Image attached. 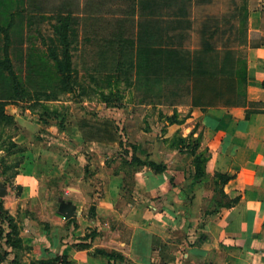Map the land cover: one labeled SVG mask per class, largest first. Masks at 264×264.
<instances>
[{
  "label": "crops",
  "instance_id": "obj_1",
  "mask_svg": "<svg viewBox=\"0 0 264 264\" xmlns=\"http://www.w3.org/2000/svg\"><path fill=\"white\" fill-rule=\"evenodd\" d=\"M229 1L0 0V142L21 149L0 201L20 264H264V0ZM61 25L91 47L88 79L129 81L96 123L43 99ZM7 56L38 65L41 99L12 102Z\"/></svg>",
  "mask_w": 264,
  "mask_h": 264
},
{
  "label": "rangeland",
  "instance_id": "obj_2",
  "mask_svg": "<svg viewBox=\"0 0 264 264\" xmlns=\"http://www.w3.org/2000/svg\"><path fill=\"white\" fill-rule=\"evenodd\" d=\"M240 0H236L237 3H239ZM222 7L223 8H231L232 5L229 0H222ZM108 22L111 23L112 17H103ZM226 18V24L230 27L231 25H235L233 22L234 20H242L243 17H223V19ZM64 17L55 16L53 19L50 20V23H56L58 24V21L63 24ZM237 20V21H238ZM225 23V22H224ZM61 27H63L61 25ZM50 31H46L45 35L51 34ZM60 37L57 36L55 33L54 38H56L57 42H53L52 39L48 42V48L47 44L46 48L47 51L52 53L56 56H60V59H62V69L63 71L57 72L56 69L57 66L55 65L54 69L48 70L49 75L52 74V71H54V76L59 77L54 79H49L48 85L50 88L54 87L58 92V94H55V98L50 97V100H54L52 104V107L56 108L58 112H56V119L59 120L61 116L63 118H66V120H72V119H78L79 117H87V119L90 120V123H96L97 118H100V113H98V106L106 107L109 104L112 105H118L121 97L119 96L120 92L124 88V85H127L129 83L128 80L124 79H112L108 78L102 81L95 80L92 81L89 78V74L86 72V69L88 72H91L90 67L93 61V58L91 56V47L84 46V43H79L78 38L76 35L69 34L67 32H64V29L59 33ZM18 35H20L18 33ZM32 37L35 36L34 41H38L36 38L35 33H31ZM78 35V34H77ZM31 37V36H30ZM75 38V40H74ZM18 40V39H17ZM16 40V42H17ZM18 44V43H17ZM56 44L60 45V48L56 46ZM68 44V53L67 60L64 58V51L63 47L64 45ZM33 44H29V47ZM43 48V50H44ZM35 49V48H33ZM24 51V48L22 49ZM14 61L22 59L20 56L19 49L14 48ZM73 57V63L71 62L70 58ZM92 60V61H91ZM127 65H124V70H127ZM51 67V66H46ZM92 67V66H91ZM13 73L16 76L17 80L14 79L8 80V73L7 75V84L10 83V86L13 90V96H12V102L15 105H18V107H27L31 101L38 100V96L35 94H31V91L35 93V88H37L38 80L35 78L36 71L38 70V65H25L19 62L14 63L12 67ZM0 73V96H2L4 91V79L2 78L3 75ZM78 74V76H77ZM125 76L127 74V71L124 72ZM124 74L122 77H124ZM29 78V79H28ZM59 79V80H57ZM54 85V86H53ZM104 93V95H102ZM106 94V95H105ZM52 96V95H51ZM124 99V98H123ZM109 103V104H108ZM108 104V105H107ZM27 105V106H26ZM106 105V106H105ZM101 112L108 113V110L104 108V110H100ZM99 111V112H100ZM105 113V114H106ZM38 115V113H36ZM99 115V116H98ZM102 117V116H101ZM55 120V119H54ZM53 120V121H54ZM64 120V119H63ZM56 121V120H55ZM7 135L12 132V134L16 133V127L9 123L7 121ZM62 127V126H61ZM3 133V132H2ZM3 135V134H2ZM8 140V139H6ZM6 150V156H2L0 154V171L6 174H11L14 171V168L17 167L21 160V149L16 145H11L8 143V141H4L3 139L0 142V150ZM194 151H195V145H190L188 149V153H190L193 157L192 162L194 163L193 166L197 168V171H201V166L203 164V161L200 159H197L194 157ZM2 179L0 180V182ZM3 187V185L1 186ZM1 205V204H0ZM3 210V209H2ZM3 216L5 219H10L8 213H6L3 210ZM2 229V236L0 235V262H3V264H20L17 259V254L21 251H24L23 249L27 250L26 248H22L20 245L17 235L16 237L12 238V232L14 231V228L11 226H7L5 224ZM6 235H10V240L7 241L8 237ZM10 249V250H9ZM9 251V252H8ZM9 255V256H8ZM8 256V257H7ZM39 262H42L40 264H56L54 263V259L51 258H43L38 260H29L25 262L24 264H37Z\"/></svg>",
  "mask_w": 264,
  "mask_h": 264
},
{
  "label": "trees",
  "instance_id": "obj_3",
  "mask_svg": "<svg viewBox=\"0 0 264 264\" xmlns=\"http://www.w3.org/2000/svg\"><path fill=\"white\" fill-rule=\"evenodd\" d=\"M66 25V24H65ZM67 26V25H66ZM61 29H62V27L60 26V28L58 29V30H56V34H57V36L58 37H60V32H61ZM64 32H66L65 31V26H64ZM5 34V38H6V41L8 42V34L7 33H4ZM63 51H64V58H65V60H67V55H65V54H67L68 53V44H66V45H64V47H63ZM6 52H7V48H6ZM7 54V53H6ZM49 54H50V56L56 61V66H57V68H58V70H59V72H61V71H63V69H62V59H59L58 57H57V55L55 56L54 54H53V52L51 53L50 52V50H49ZM3 67L6 69V71L8 72V74L10 75V77L12 78V80L14 79L15 81L17 80V78H16V76L14 75V73H13V70H12V66H11V64H10V62H9V59H8V56L6 57V60H5V63H4V65H3ZM12 96H13V90H12ZM37 96V95H36ZM50 97H53V98H55V95H49V96H45L43 99H50ZM37 99H41L39 96H38V98ZM38 104H36V102L35 103H33V105H31L30 106V108H33V107H36ZM1 114V113H0ZM42 116H46V115H42ZM48 116V115H47ZM2 118H4L2 115H0V120L2 119ZM6 123H7V121L9 122V123H11L12 125H14V123L12 122V120H10L9 118H7L6 120ZM11 121V122H10ZM151 166L153 167V168H156V169H158L157 168V166H155L154 164H151ZM222 178V177H221ZM224 181L225 180H227L228 178H222ZM0 204H1V201H0ZM5 224H7V226H9V227H11L12 225H10L11 224V219H5L4 218V216H3V210H2V206L0 205V235L2 236V229L1 228H4L3 226L5 225ZM13 227V226H12ZM7 237H8V239H7V241H9L10 240V235H6ZM40 263H42V262H39V263H37V264H40ZM54 263H56V264H68L66 261H65V259H64V257H56L55 259H54Z\"/></svg>",
  "mask_w": 264,
  "mask_h": 264
},
{
  "label": "water",
  "instance_id": "obj_4",
  "mask_svg": "<svg viewBox=\"0 0 264 264\" xmlns=\"http://www.w3.org/2000/svg\"><path fill=\"white\" fill-rule=\"evenodd\" d=\"M4 195V187L0 186V197H2ZM69 217V216H67Z\"/></svg>",
  "mask_w": 264,
  "mask_h": 264
}]
</instances>
